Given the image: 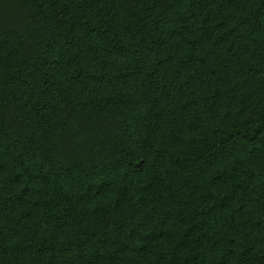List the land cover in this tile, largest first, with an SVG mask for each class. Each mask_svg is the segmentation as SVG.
I'll list each match as a JSON object with an SVG mask.
<instances>
[{
  "label": "trees",
  "instance_id": "16d2710c",
  "mask_svg": "<svg viewBox=\"0 0 264 264\" xmlns=\"http://www.w3.org/2000/svg\"><path fill=\"white\" fill-rule=\"evenodd\" d=\"M0 264H264V0H0Z\"/></svg>",
  "mask_w": 264,
  "mask_h": 264
}]
</instances>
